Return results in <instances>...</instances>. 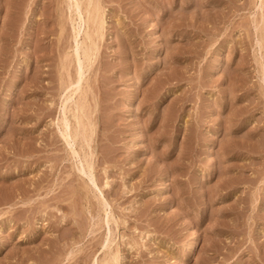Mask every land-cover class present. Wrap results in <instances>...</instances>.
Masks as SVG:
<instances>
[{
	"label": "rangeland",
	"instance_id": "rangeland-1",
	"mask_svg": "<svg viewBox=\"0 0 264 264\" xmlns=\"http://www.w3.org/2000/svg\"><path fill=\"white\" fill-rule=\"evenodd\" d=\"M75 1L0 0V264H264V0Z\"/></svg>",
	"mask_w": 264,
	"mask_h": 264
},
{
	"label": "bare ground",
	"instance_id": "bare-ground-1",
	"mask_svg": "<svg viewBox=\"0 0 264 264\" xmlns=\"http://www.w3.org/2000/svg\"><path fill=\"white\" fill-rule=\"evenodd\" d=\"M90 1H91V0H89L87 3H89ZM93 1H94V0H92V2H93ZM75 2H76V3H75V7H76L77 9H81L80 7H82V6H81L80 2H82V1L80 0V2H78V1L76 0ZM95 2H96V4H97L98 1H95ZM82 3H85V2H82ZM87 3H86V4H87ZM68 4H69V3H68ZM71 4H72V3H71ZM91 4H92V3H91ZM93 4H94V5H92L91 8H92L93 6H94V7L96 6L95 3H93ZM98 4H99V3H98ZM82 5H83V4H82ZM84 5H85V4H84ZM86 6H89V5H86ZM98 6H99V5H98ZM94 7H93L92 9H95V8H96V7H95V8H94ZM99 7H100V6H99ZM101 7H102V6H101ZM101 7H100V8H101ZM88 8H89V7H88ZM88 8L86 7V10H87ZM91 8H90V9H91ZM97 8H98V7H97ZM84 9H85V8H84ZM84 9H83V10H84ZM102 9H103V8H102ZM69 10H70V9H69ZM83 10H82L81 12H83ZM86 10H85V11H86ZM98 10H99V11H97V10L95 9V11H97V12H99V13L101 14L102 11L100 12V9H98ZM91 11H92V10H91ZM91 11L87 10V13L89 14V17H90V19H91V22H92L93 24H97V23H98L97 21H100V20H99V19L97 20L96 13L92 14L94 11H93V12H91ZM73 12H75V11H73ZM73 12L70 11V13H73ZM81 12H79V13H81ZM77 13H78V11H77ZM79 13H78V14H79ZM74 14H75V13H74ZM83 15H84V14H83ZM97 15H98V13H97ZM75 16H77V14H76ZM87 16H88V15H87ZM101 16H102V15H101ZM71 17H72V15H71ZM73 17H74V15H73ZM85 18H86V16H85ZM101 18H102V17H101ZM101 18H100V19H101ZM72 19H73V18H72ZM79 19H80L81 22H82L83 19H84V18L82 19V15H81V14H79ZM86 19H88V18H86ZM90 19H88V21H89ZM102 19H103V18H102ZM73 20H74V19H73ZM75 20H76V19H75ZM84 20H85V19H84ZM96 20H97V21H96ZM81 22H80V24H81ZM96 22H97V23H96ZM101 22L103 23L104 21L101 20L98 24L102 27V25H101L102 23H101ZM74 23H75V22H74ZM83 23H85V21H84ZM86 23H88V22L86 21ZM100 23H101V24H100ZM103 24H104V23H103ZM77 25H79V24H77ZM87 25H88V24H87ZM89 25H90V23H89ZM99 25H98V26H99ZM93 26H94V25H93ZM96 26H97V25H96ZM100 26H99V27H100ZM85 27H86V24H85ZM88 27H89V26H88ZM88 27H87V29H88ZM83 28H84V27H83ZM79 29H80V28H79ZM87 29H86V28L83 29V31H84L85 34H86V31H85V30H87ZM91 29H92V28H91ZM91 29L88 31L89 34H90V35H91V34H92V35L95 34V33H90ZM95 29H96V28H95ZM101 29H102V28H101ZM73 30H75V29H73ZM97 30L99 31V29H96L97 36H100V34H102L103 31H102V33H100V31H99V34H98ZM93 32H94V31H93ZM76 33H77L76 35H78V34L83 33V32H81V30H80V33H79V30H77ZM81 35H82V34H81ZM90 35L86 34V35H84V36H87L88 41L91 42V44H93V40H92L93 38L90 37ZM102 35H103V34H102ZM74 36H75V34H74ZM79 36H80V35H79ZM97 36H96V37H97ZM80 37H81V36H80ZM82 37H83V36H82ZM91 38H92V39H91ZM98 38H99V37H98ZM98 38H97V39H98ZM101 38H102V36H101ZM75 39H76V37H75ZM78 39H79V38H78ZM78 39H77V40H78ZM82 39H83V42L85 43L84 38H82ZM82 39H81V42H82ZM94 39H95V38H94ZM77 40H76V41H77ZM94 41H95V40H94ZM98 41H99V40H98ZM98 41H97V42H98ZM79 42H80V40H79ZM81 42H80V43H81ZM95 42H96V41H95ZM97 42H96V43H97ZM84 43H83L82 45H84ZM76 44H77V43H76ZM78 44H79V43H78ZM91 44H90V46L92 47ZM79 45H81V44H79ZM93 45H94V44H93ZM74 46H75V45H74ZM85 46H86V44H85ZM85 46H84V47H85ZM87 46H88V45H87ZM90 46H89L88 48H86V49L84 48V50H82V47H83V46H82V47L80 46V47H81V50L83 51V53L80 52V54H83L85 60H84L83 58H82V59H83L84 61H86V64H85L82 60L79 61V63H78V77H77V78L75 77L76 80H77V81H76V82H77V85H79L80 83H82V80L84 79L83 76L85 75L84 72L86 71V70H85L86 65H87V66H88V65L90 66V64H91V60H93V59L98 55L97 53L95 54V52L97 51V50L95 51V49H97V48H95V45L93 46L95 49H94V48H91ZM96 46H98V44H97ZM80 47H79V48H78V46L76 47V49H77V52H76V53H77L78 55H79L78 49L80 50ZM73 49H74V48H73ZM72 51H73V50H72ZM98 51H99V50H98ZM98 51H97V52H98ZM73 53H74V52H73ZM73 53H72V55L74 56L75 54H73ZM93 55H96V56H93ZM92 56H93V59H92ZM74 57H75V56H74ZM78 58H79V57H78ZM75 59H76V58H75ZM95 59H96V58H95ZM74 63H75V62H74ZM93 63H94V62H93ZM93 63H92V65H93ZM75 64H76V63H75ZM75 67H76V66H75ZM90 68H92V67L90 66ZM88 70H89V69H87V71H88ZM76 71H77V69H76ZM87 71H86V72H87ZM89 71H90V70H89ZM89 71H88V72H89ZM88 74H89V73H88ZM75 76H76V74H75ZM86 77H88V75H87ZM70 78H73V77H70ZM75 78H74V79H71V80H75ZM85 79H87V78H85ZM69 81H70V80H69ZM83 81H86V80H83ZM72 82H73V81H72ZM70 83H71V81H70ZM73 83H74V82H73ZM86 83H87V82H86ZM86 83H85V84H86ZM68 84H69V82H68ZM71 84H72V83H71ZM75 85H76V84H74V87H75ZM82 85H83V83H82ZM86 85H87V84H86ZM72 86H73V85H72ZM86 87L88 88V86H86ZM76 88H77V86H76ZM80 89H81V88H80ZM82 89H83V88H82ZM84 90H85V89H84ZM86 90H87V89H86ZM77 91H78V90H77ZM70 92H71V93H70ZM70 92H69V93H70V94H69V97H72V96H74L76 90H72V91H70ZM85 92H87V91H85ZM79 93L82 94V93L80 92V90H79ZM79 93H78V94H79ZM78 94H77V95H78ZM66 95H67V94H66ZM87 96H88V95H87ZM87 96H86V97H87ZM65 97H67V96H65ZM78 97H79V96H78ZM80 97H81V96H80ZM66 99H67V98H66ZM77 99H78V98H76V100H77ZM79 99H80V98H79ZM86 99H87V98H86ZM71 100H72V99H71ZM73 100H74V99H73ZM81 100H82V98L80 99V101H81ZM68 101H69V100H68ZM68 101H67V102H68ZM84 101H87V100H84ZM69 102H70V101H69ZM72 102H74V101H72ZM75 102H78V100L75 101ZM82 102H83V101H82ZM66 104H67V103H66ZM69 104H70V103H69ZM71 104H72V103H71ZM71 104H70V105H71ZM73 104H74V103H73ZM82 104H83V103H82ZM75 105H76V104H75ZM67 107H68V106H67ZM74 107H75V106H74ZM63 108H64V107H63ZM65 108H66V107H65ZM75 108H76V110H77L79 113H80V112H81V113L83 112V108H82L81 106L76 105ZM86 108H87V107H86ZM71 109H72V108H71ZM64 110H65V109H64ZM72 110H74V108H73ZM87 111H88V110H87ZM72 112L74 113V111H72ZM63 113H64V111L62 112V114H63ZM76 113H77V112H76ZM83 113H84V112H83ZM88 113H89V112H88ZM90 113H91V112H90ZM92 113H94V112L92 111ZM71 115H72V114H71ZM71 115H69V117H70ZM90 115H91V114H90ZM63 116H64V114H63ZM63 116H62V117H63ZM77 116H78V115H77ZM77 116L75 117L74 120H76V119L78 118ZM91 116H92V115H91ZM63 118H64V117H63ZM66 118H67V117H66ZM70 118H71V117H70ZM82 118H83V117H82ZM68 119H69V118H68ZM78 120H79V119H78ZM70 121H72V120H70ZM83 121H84V119H83ZM85 121H86V120H85ZM91 121H93L92 118L90 119L89 124H90ZM62 122H63V121H62ZM73 122H74V121H73ZM73 122H72V123H73ZM77 122H78V121H77ZM77 122H76V123H77ZM79 122H80V121H79ZM86 122H87V121H86ZM74 123H75V122H74ZM84 124H85V123H84ZM71 125H72V124H71ZM86 125H87V124H86ZM65 126H66L65 128H70L67 120L65 121ZM77 126H78V125H77ZM82 126H83V125H82ZM87 126H88V125H87ZM62 127H63V126H62ZM94 127H95V126H94ZM75 128H77L76 125H75ZM81 128H82V127H81ZM84 129H85V128H84ZM89 130H90V129H89ZM63 131H64V130H63ZM78 131H80V130H78ZM81 131H82V130H81ZM85 131H86V130H85ZM92 131H94V130H92ZM68 132H69V131H68ZM72 133H73V132H72ZM74 133H75V132H74ZM85 133H86V132H85ZM63 135H64V134H63ZM85 135H86V136L83 135V139H84V137H87V134H85ZM64 136H65V135H64ZM70 136H71V135H70ZM77 136H78V134H77ZM77 136H76V137H77ZM79 136H80V135H79ZM79 136H78V137H79ZM88 136L90 137V136H92V134H91V135H88ZM92 137H93V136H92ZM79 138H80V137H79ZM87 139H89V138H87ZM67 140H68V139H67ZM70 140H71V138H70ZM75 140H76V139H75ZM85 140H86V139H85ZM77 141H78V140H77ZM80 141H81V139H80ZM86 141H87V140H86ZM92 141H93V140H92ZM69 142H70V141H69ZM73 142H74V141H73ZM83 142H84V141H83ZM76 143H77V142H76ZM90 143H91V142H90ZM74 144H75V142H74ZM79 144H80V143H79ZM81 144H82V142H81ZM83 144H84V143H83ZM77 145H78V144H77ZM67 146H68V145H67ZM75 146H76V145H75ZM82 146H85V144L82 145ZM82 146L79 145V147H82ZM87 146H89L88 143H86V147H87ZM79 147H78V148H79ZM83 148H85V147H83ZM88 148H89V147H88ZM79 149L81 150V148H79ZM79 149H77V148L75 149V150H78V151H76V152H77L76 155L79 153ZM83 150H85V149H83ZM83 150H82V151H83ZM87 150H88V149H87ZM87 150H86V151H87ZM89 150H90V149H89ZM73 151H74V149H73ZM86 151H83V152H86ZM90 151H91V150H90ZM83 152H80V153L83 154ZM92 152H93V151H91V153H92ZM88 153H90V152H88ZM91 153L89 154V156L91 155V157H92L93 154H91ZM76 155H75V156H76ZM84 155H86V153H85ZM84 155H83V156H84ZM77 156L79 157V154H78ZM81 156H82V155H81ZM86 156H87V155H86ZM82 158H83V157H82ZM86 159H87V158H86ZM88 159H89V158H88ZM81 160H82V159H81ZM83 160L86 162L85 159H83ZM87 161L90 162L89 160H87ZM85 162H83V163H85ZM90 163H92V162H90ZM80 164H81V163H80ZM86 164H87V165H91V164H89V163H86ZM84 165H85V164H84ZM91 166H92V168H93V165H91ZM82 167H83V166H82ZM86 167H89V166H86ZM85 169H87V171L89 170V168H85ZM90 170H93V169L90 168ZM92 172H93V171H92ZM90 173H91V171H90ZM83 174H84V173H83ZM87 174H88V172H87ZM93 174H94V173H93ZM89 176H90V175H89ZM94 187H95V186H94ZM107 215H108V213H107ZM109 218H111V217H109ZM108 240H109V239H108ZM108 240H107V241H108ZM104 242H105V241H104ZM107 243H108V242H107ZM109 245H110V242H109ZM189 246H190V248L188 249V253H189V252L191 253V250L194 248V243H191ZM103 247H104V246H103ZM105 248H106V247H105ZM105 248H103V249L105 250ZM106 249H107V248H106ZM108 250H109V249H108ZM109 251H110V250H109ZM109 251H106V252L103 251V252H104V253H107V252H109ZM110 252H111V251H110ZM110 252H109V254H110ZM104 253H103V255H104ZM114 254H116V253L114 252ZM105 255H106V254H105ZM110 255H111V254H110ZM108 257H109V256H108ZM108 257H107V258H108ZM116 257H117V256H116ZM118 257H119V255H118ZM118 257H117V258H118ZM110 258H113V257L111 256ZM117 258H116V259H117ZM114 259H115V257H114ZM98 260H99V259H98ZM112 260H113V259H112ZM103 261H104V260H103ZM113 261H114V260H113ZM116 261H118V259H117ZM99 262H100V261H99ZM99 262H98V263H99ZM106 262H107V261H106ZM110 262H112V261L110 260ZM94 263L96 264V262H94ZM100 263H101V262H100ZM108 263H109V261H108ZM109 264H110V263H109Z\"/></svg>",
	"mask_w": 264,
	"mask_h": 264
}]
</instances>
